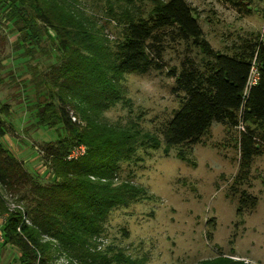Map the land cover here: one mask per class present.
Listing matches in <instances>:
<instances>
[{
  "label": "trees",
  "instance_id": "1",
  "mask_svg": "<svg viewBox=\"0 0 264 264\" xmlns=\"http://www.w3.org/2000/svg\"><path fill=\"white\" fill-rule=\"evenodd\" d=\"M219 1L247 15L254 3L264 2ZM1 21L15 32L13 50L20 51V59L37 52L49 62L46 72L30 70L23 92L31 124L57 134L55 142L42 146L49 183L28 172L0 142V217H5L0 232L3 246L18 251L13 264H54L56 257L71 264H132L120 254L108 257L98 241L113 209L147 198L130 182L115 183L119 162L130 161L138 148L157 150L161 143L96 119L122 100L115 84L124 75L165 69L166 41L196 53L166 73L174 80L171 94L180 100L163 130L164 156L173 147L192 148L214 123L230 128L242 123L246 132L240 135L234 184L246 179L257 144L264 142V29L231 54L215 51L185 0H157L147 18L123 21L113 49L99 43L60 0H0ZM252 64L259 79L245 93ZM8 112L7 104L0 105V140L8 132ZM80 146L85 154L68 160ZM176 158L189 162L182 151ZM239 204L253 208L256 199L242 191ZM198 264L250 263L219 255Z\"/></svg>",
  "mask_w": 264,
  "mask_h": 264
},
{
  "label": "rangeland",
  "instance_id": "2",
  "mask_svg": "<svg viewBox=\"0 0 264 264\" xmlns=\"http://www.w3.org/2000/svg\"><path fill=\"white\" fill-rule=\"evenodd\" d=\"M156 1L60 0L99 43L111 49L121 38L123 21L147 18ZM185 1L215 51L231 54L264 29V2L254 3L247 15L219 0ZM16 38L11 25L1 21L0 105L7 104L9 112L5 119L8 132L0 142L28 172L49 183L52 176L44 166L42 146L55 142L57 134L31 124L23 92V80L30 78V70L46 72L49 62L37 52L32 59H20V51L13 50ZM165 45V69L124 75L115 84L122 100L102 110L96 119L131 134L154 136L161 143L157 150L138 148L130 161L119 162L115 183L130 182L142 188L147 198L108 214L99 249L107 250L108 257L120 254L132 264H198L219 255L264 264V142L257 144L246 179L239 184H234L242 133L238 127L246 132L245 124L230 128L214 123L192 148L173 147L164 156L163 130L180 100L171 94L174 80L166 73L171 67L178 68L186 55L196 53L183 43L166 41ZM179 151L186 153L189 162L176 158ZM242 191L256 199L253 208L240 206ZM9 207L14 208L13 202ZM4 219L0 217V227ZM15 257V250L8 247L0 264H13ZM54 264L71 263L56 257Z\"/></svg>",
  "mask_w": 264,
  "mask_h": 264
},
{
  "label": "built area",
  "instance_id": "3",
  "mask_svg": "<svg viewBox=\"0 0 264 264\" xmlns=\"http://www.w3.org/2000/svg\"><path fill=\"white\" fill-rule=\"evenodd\" d=\"M259 79V73H258V69L257 67L252 64L251 70H250V75L248 77L247 80V84H246V89H245V93L247 92V90L249 88H251L252 86L256 85ZM73 120V119H72ZM239 126V125H238ZM238 128H240V130L243 132L244 129L242 126H239ZM85 154V148L83 146L77 147L72 149V151H70L69 156H68V160L70 159H76L78 157H81ZM25 223H28V221L24 218L23 220ZM0 242H2V237L0 235Z\"/></svg>",
  "mask_w": 264,
  "mask_h": 264
},
{
  "label": "crops",
  "instance_id": "4",
  "mask_svg": "<svg viewBox=\"0 0 264 264\" xmlns=\"http://www.w3.org/2000/svg\"><path fill=\"white\" fill-rule=\"evenodd\" d=\"M8 247H10V246H3V244L0 245V258L4 259ZM10 248H12V247H10ZM12 249L15 250V252H16V257H15V260H16L18 257V251L15 248H12Z\"/></svg>",
  "mask_w": 264,
  "mask_h": 264
},
{
  "label": "bare ground",
  "instance_id": "5",
  "mask_svg": "<svg viewBox=\"0 0 264 264\" xmlns=\"http://www.w3.org/2000/svg\"><path fill=\"white\" fill-rule=\"evenodd\" d=\"M0 235H1V232H0ZM2 237V236H1ZM0 243H3V239H2V242H0Z\"/></svg>",
  "mask_w": 264,
  "mask_h": 264
}]
</instances>
